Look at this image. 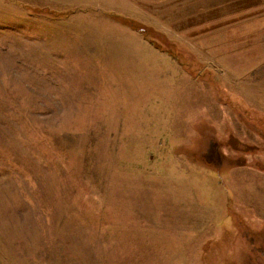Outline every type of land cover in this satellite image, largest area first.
I'll use <instances>...</instances> for the list:
<instances>
[{"label": "rangeland", "instance_id": "374dc122", "mask_svg": "<svg viewBox=\"0 0 264 264\" xmlns=\"http://www.w3.org/2000/svg\"><path fill=\"white\" fill-rule=\"evenodd\" d=\"M0 264H264V0H0Z\"/></svg>", "mask_w": 264, "mask_h": 264}]
</instances>
